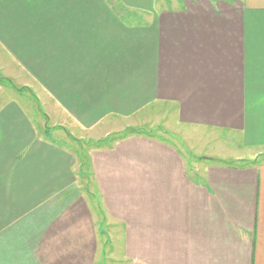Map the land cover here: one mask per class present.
I'll return each instance as SVG.
<instances>
[{
    "label": "crops",
    "instance_id": "crops-1",
    "mask_svg": "<svg viewBox=\"0 0 264 264\" xmlns=\"http://www.w3.org/2000/svg\"><path fill=\"white\" fill-rule=\"evenodd\" d=\"M10 1L0 46L63 121L0 102V264H101L108 244L112 264H264V161L192 173L130 135L81 162L68 132L99 140L166 104L264 155V0Z\"/></svg>",
    "mask_w": 264,
    "mask_h": 264
},
{
    "label": "rangeland",
    "instance_id": "rangeland-1",
    "mask_svg": "<svg viewBox=\"0 0 264 264\" xmlns=\"http://www.w3.org/2000/svg\"><path fill=\"white\" fill-rule=\"evenodd\" d=\"M33 1L36 2L37 0ZM3 2L4 4L2 1L0 3L4 5L3 8L5 5L8 6L9 2L11 3L10 0H4ZM42 2L44 3V0ZM4 14L7 15L6 11H4ZM10 14H12L11 11ZM7 51L0 46V102L12 99L19 102L25 109L33 110V108H35L37 109L38 116L42 117L46 123L48 122L45 118V114L49 116L50 120L56 121V119H60L63 121V118L56 117L55 114L51 113V104L47 101L45 95H43L45 92L33 81V77L29 75V70L25 68V66L23 67V64L16 62L14 60L15 58ZM31 71L33 70L31 69ZM148 110L133 118L130 121L131 127L125 128L123 132L120 131L118 122L116 126L113 125L114 123H109V134L99 140L87 141L89 138L91 139V137H93L91 134L81 136V133L68 131L71 133L70 138L73 141V143H70L71 151L81 162L84 160L86 162L88 151L95 148V143L97 141L106 138H117L119 136L148 135L165 140L167 143L179 148L186 158L189 172L192 173L196 170H203L204 167L208 165L224 164L244 166L257 163L256 161H264V155L262 154L259 155L257 159H254L251 158L249 153L242 154V151L233 147V144L237 142L232 135L221 133L213 129L185 126L178 123L174 117V110L169 105L161 104L152 108L150 107ZM104 128L105 126H103V129ZM56 129L61 128L57 127ZM115 129H117V131H115ZM129 129L137 130L138 133H132ZM58 131L59 132H56L55 135L60 134L64 136V132ZM114 143L115 142L109 144ZM104 147H108V145H103L102 148ZM84 171H86V174ZM89 174L88 166L86 170H84L83 167L81 168L79 182L82 186H79V188L81 191L83 190V193H88V195L93 194L94 199L97 200L94 194L92 176H89ZM113 246V253H116L118 248L117 244L115 243ZM111 249V245L108 244L105 246L102 253L101 264L113 263Z\"/></svg>",
    "mask_w": 264,
    "mask_h": 264
},
{
    "label": "trees",
    "instance_id": "trees-1",
    "mask_svg": "<svg viewBox=\"0 0 264 264\" xmlns=\"http://www.w3.org/2000/svg\"><path fill=\"white\" fill-rule=\"evenodd\" d=\"M129 131L130 132H132V133H138L137 132V130H133V129H129ZM128 137V136H127ZM123 138H126V137H121V136H119V137H117V138H106V139H103V140H101V141H97L96 143H95V148H102V146L103 145H108V147L110 148L113 144H109V143H112V142H116V141H118V140H120V139H123ZM113 140V141H112ZM115 140V141H114ZM105 148V147H104Z\"/></svg>",
    "mask_w": 264,
    "mask_h": 264
}]
</instances>
